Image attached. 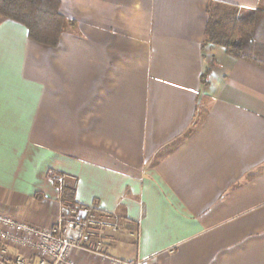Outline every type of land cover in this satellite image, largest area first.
I'll return each mask as SVG.
<instances>
[{
  "label": "crops",
  "instance_id": "1",
  "mask_svg": "<svg viewBox=\"0 0 264 264\" xmlns=\"http://www.w3.org/2000/svg\"><path fill=\"white\" fill-rule=\"evenodd\" d=\"M210 1L264 7L61 0L55 47L0 18V214L57 224L53 171L127 231L75 264H264V68L204 46Z\"/></svg>",
  "mask_w": 264,
  "mask_h": 264
},
{
  "label": "trees",
  "instance_id": "2",
  "mask_svg": "<svg viewBox=\"0 0 264 264\" xmlns=\"http://www.w3.org/2000/svg\"><path fill=\"white\" fill-rule=\"evenodd\" d=\"M61 0H0V17L26 26L30 40L50 47L59 44L68 26L61 12ZM204 46L215 44L237 59L264 68V7L247 9L234 4L210 1ZM208 71L202 76L204 79ZM57 185V178L50 176ZM60 189L61 203L68 209L80 208L69 183ZM97 211V209L93 208ZM104 215V214H102Z\"/></svg>",
  "mask_w": 264,
  "mask_h": 264
},
{
  "label": "built area",
  "instance_id": "3",
  "mask_svg": "<svg viewBox=\"0 0 264 264\" xmlns=\"http://www.w3.org/2000/svg\"><path fill=\"white\" fill-rule=\"evenodd\" d=\"M50 176L57 178L58 188L65 186L68 180L66 175L53 171ZM68 215L78 217L68 219ZM108 230L118 231V224L91 206L70 210L62 204L60 220L50 229H40L0 214V264H75L68 260L72 248L104 254ZM8 247L32 248L39 257L33 259L22 254L10 256ZM113 261L115 264H155L154 258Z\"/></svg>",
  "mask_w": 264,
  "mask_h": 264
},
{
  "label": "rangeland",
  "instance_id": "4",
  "mask_svg": "<svg viewBox=\"0 0 264 264\" xmlns=\"http://www.w3.org/2000/svg\"><path fill=\"white\" fill-rule=\"evenodd\" d=\"M67 184H69V180H66V184L65 185H67ZM77 217H78L77 215H74V216L73 215L72 216L71 215H68L67 216L68 219H77ZM116 223L118 224V230H119V231H116V232L123 233V234L125 233L126 234L127 233L126 229H124L118 222H116Z\"/></svg>",
  "mask_w": 264,
  "mask_h": 264
}]
</instances>
